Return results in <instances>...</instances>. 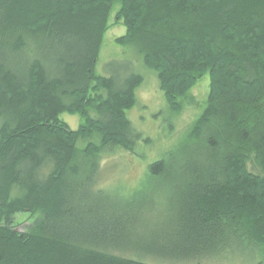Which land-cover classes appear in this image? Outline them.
I'll list each match as a JSON object with an SVG mask.
<instances>
[{"label": "trees", "instance_id": "16d2710c", "mask_svg": "<svg viewBox=\"0 0 264 264\" xmlns=\"http://www.w3.org/2000/svg\"><path fill=\"white\" fill-rule=\"evenodd\" d=\"M114 8L125 28L115 42L155 73L170 110L209 77L193 125L201 141L151 162L149 185L118 200L96 184L102 154L146 140L127 116L139 66L96 71ZM63 113L80 115L76 130ZM20 212L33 218L26 231ZM246 250L264 264V0H0V264L179 263Z\"/></svg>", "mask_w": 264, "mask_h": 264}, {"label": "rangeland", "instance_id": "374dc122", "mask_svg": "<svg viewBox=\"0 0 264 264\" xmlns=\"http://www.w3.org/2000/svg\"><path fill=\"white\" fill-rule=\"evenodd\" d=\"M114 15L115 8L110 17L109 27L104 33L96 71L103 74L104 69L109 70L110 63L118 67L129 59L137 67L139 66L138 71L143 76V82L137 90L136 104L127 112V116L133 128L146 140L137 141L133 151L112 149L102 154L100 160L101 173L99 180L96 179V184L111 190L112 198L118 200L133 195L139 188H143L144 184L149 185L145 176L151 162L162 158L171 151H174L175 156L178 157V153L181 151L183 153L185 147L187 148L196 141H201V136H193V125L203 111L208 93L209 77L206 74L195 83L188 100H185L178 112L170 110L163 92L158 86L155 73L143 67L133 51L115 42L118 36L125 33V28L121 22L115 19ZM61 118L72 130H76L82 120L80 115L68 113H63ZM87 141L81 139L78 144L83 146ZM166 189L165 197L169 194L168 188ZM163 193L164 190L150 191V195H153L155 201L162 198L161 203H166L167 199L162 195ZM153 208L145 206L144 213L147 216H154ZM32 219L27 212H20L14 216L15 225L20 231H26ZM124 256L136 257L128 254H124ZM258 257L251 250H246L228 257L220 256L196 262L158 263L153 258L141 257L139 259L158 264H258L260 260Z\"/></svg>", "mask_w": 264, "mask_h": 264}]
</instances>
